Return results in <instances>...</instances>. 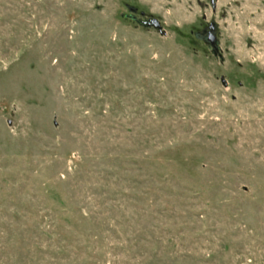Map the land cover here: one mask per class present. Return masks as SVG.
<instances>
[{
  "label": "rangeland",
  "instance_id": "rangeland-1",
  "mask_svg": "<svg viewBox=\"0 0 264 264\" xmlns=\"http://www.w3.org/2000/svg\"><path fill=\"white\" fill-rule=\"evenodd\" d=\"M0 264H264V0H0Z\"/></svg>",
  "mask_w": 264,
  "mask_h": 264
},
{
  "label": "water",
  "instance_id": "water-1",
  "mask_svg": "<svg viewBox=\"0 0 264 264\" xmlns=\"http://www.w3.org/2000/svg\"><path fill=\"white\" fill-rule=\"evenodd\" d=\"M140 23L145 27H155L156 29L161 28V24L157 19L145 20L141 21ZM197 36L200 37V34H197ZM203 40L210 47L212 53L216 57H220L221 59H223V56L220 54V46L216 35V26L214 24L210 25L209 31L207 32L206 36L203 37ZM222 82L224 85H227V82L224 78H222Z\"/></svg>",
  "mask_w": 264,
  "mask_h": 264
},
{
  "label": "flooded vegetation",
  "instance_id": "flooded-vegetation-1",
  "mask_svg": "<svg viewBox=\"0 0 264 264\" xmlns=\"http://www.w3.org/2000/svg\"><path fill=\"white\" fill-rule=\"evenodd\" d=\"M133 11H135V9H133ZM207 32H208V31H207ZM207 32H206L204 35H201V34H200V37H198V36H197V37H198V38H202V40H203V37L206 36ZM203 41H204V40H203Z\"/></svg>",
  "mask_w": 264,
  "mask_h": 264
}]
</instances>
